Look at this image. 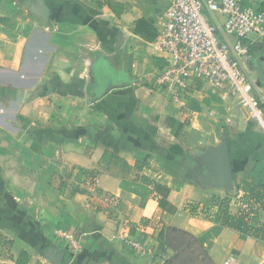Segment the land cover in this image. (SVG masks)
Listing matches in <instances>:
<instances>
[{
  "label": "crops",
  "instance_id": "0c3cea01",
  "mask_svg": "<svg viewBox=\"0 0 264 264\" xmlns=\"http://www.w3.org/2000/svg\"><path fill=\"white\" fill-rule=\"evenodd\" d=\"M138 1L45 0L46 19L41 0H0V264H58L60 254L64 264H165L175 253L164 225L195 235L214 264H264V239L212 212L227 197L240 210L239 183L264 185V128L209 84L191 82L186 106L159 86L163 59L144 31L161 23ZM248 66L264 90L263 45ZM125 76L129 85L102 92ZM224 141L230 187L209 178ZM142 176L170 189L175 211L121 185Z\"/></svg>",
  "mask_w": 264,
  "mask_h": 264
},
{
  "label": "built area",
  "instance_id": "2783aa9c",
  "mask_svg": "<svg viewBox=\"0 0 264 264\" xmlns=\"http://www.w3.org/2000/svg\"><path fill=\"white\" fill-rule=\"evenodd\" d=\"M252 45L264 46V0H169L155 41L163 59L158 84L183 106L191 82L209 84L224 98H235L264 128V90L248 66ZM219 209L215 203L212 212ZM62 236L76 246L74 235ZM126 244L148 253L142 241L129 238ZM234 262L229 257L225 263Z\"/></svg>",
  "mask_w": 264,
  "mask_h": 264
},
{
  "label": "trees",
  "instance_id": "16d2710c",
  "mask_svg": "<svg viewBox=\"0 0 264 264\" xmlns=\"http://www.w3.org/2000/svg\"><path fill=\"white\" fill-rule=\"evenodd\" d=\"M253 46H251V50ZM121 185L124 189L132 190L141 196L143 204L147 195L155 192L159 197V206L162 210H176L168 200L170 189L153 179L142 176L140 182L123 180ZM238 189L243 191L240 201L246 207H240V210L233 214L229 210L230 198L217 199L213 203H219L220 209L216 213L217 217L222 219L227 226L242 234L264 239V222L252 224L253 216L264 206V185L252 180H245L238 184ZM159 236L164 245L175 253L172 258L165 260V264H214L197 237L189 231L164 225Z\"/></svg>",
  "mask_w": 264,
  "mask_h": 264
},
{
  "label": "water",
  "instance_id": "95a60500",
  "mask_svg": "<svg viewBox=\"0 0 264 264\" xmlns=\"http://www.w3.org/2000/svg\"><path fill=\"white\" fill-rule=\"evenodd\" d=\"M37 13L48 19L50 15V9L47 6L45 0H41ZM130 82L131 80L128 76H125L123 81L120 82H115L112 78L111 80H105L102 92H105L111 87L129 85ZM209 171L211 172L209 174V178L212 182L227 187L232 186L234 173L231 163L230 146L227 141H224L222 147L219 150L211 152V166L209 167ZM63 257V254L59 255V259L57 260L58 264H64Z\"/></svg>",
  "mask_w": 264,
  "mask_h": 264
},
{
  "label": "rangeland",
  "instance_id": "374dc122",
  "mask_svg": "<svg viewBox=\"0 0 264 264\" xmlns=\"http://www.w3.org/2000/svg\"><path fill=\"white\" fill-rule=\"evenodd\" d=\"M139 5L141 3L142 7L144 8L145 11L149 12H155L156 15L152 16L151 18L158 20L161 25L160 27L155 26L154 29L151 28V26L149 27L148 30H145V36H148V38L152 39V38H156L158 35V31L159 29L162 27V25L164 24L163 20L164 17L166 15L167 12V8H168V4H164V3H160L156 0H141L138 1ZM154 22V21H153Z\"/></svg>",
  "mask_w": 264,
  "mask_h": 264
}]
</instances>
